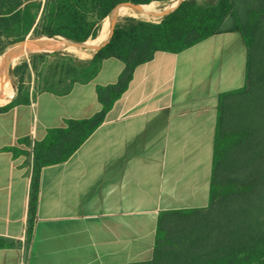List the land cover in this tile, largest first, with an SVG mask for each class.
<instances>
[{
  "label": "crops",
  "instance_id": "0c3cea01",
  "mask_svg": "<svg viewBox=\"0 0 264 264\" xmlns=\"http://www.w3.org/2000/svg\"><path fill=\"white\" fill-rule=\"evenodd\" d=\"M237 34L178 54L159 52L136 69L78 151L42 170L29 245L34 143L69 120L100 112L97 88L116 84L125 65L61 52L25 61L29 103L0 114V237L19 243L0 250V264L147 262L163 212L207 207L220 97L246 83L248 51ZM15 90L12 84L0 106L17 97L11 100Z\"/></svg>",
  "mask_w": 264,
  "mask_h": 264
},
{
  "label": "trees",
  "instance_id": "16d2710c",
  "mask_svg": "<svg viewBox=\"0 0 264 264\" xmlns=\"http://www.w3.org/2000/svg\"><path fill=\"white\" fill-rule=\"evenodd\" d=\"M169 1L0 0V55L33 34L75 43L94 40L117 6ZM235 32L248 51L246 83L220 97L209 205L163 212L152 260L128 264H264V0H185L158 23L131 16L119 19L112 38L92 60L99 64L115 58L125 65L116 84L97 88L101 111L50 129L43 141L34 143L28 245L34 236L42 170L78 151L128 90L136 69L159 52L178 54ZM21 68L25 72L28 64L15 68L17 97L0 107V114L29 103ZM9 151L21 153L17 148ZM17 246L0 237V250Z\"/></svg>",
  "mask_w": 264,
  "mask_h": 264
},
{
  "label": "bare ground",
  "instance_id": "6f19581e",
  "mask_svg": "<svg viewBox=\"0 0 264 264\" xmlns=\"http://www.w3.org/2000/svg\"><path fill=\"white\" fill-rule=\"evenodd\" d=\"M154 4L155 3L146 5L144 7V12H137L130 8H122L119 11V17L122 18L129 16L135 18L152 17L153 15L151 13L156 12V9L154 8ZM176 4L177 2H175L171 7L176 6ZM109 26L110 23L108 22L107 19H105L102 25V31L99 37L96 39V42L101 44L107 38L109 33ZM56 46L66 47L72 53H78L79 51V49H77L76 47L66 46L64 41H61L58 38L50 39V40L45 38H39L38 40L27 42L22 47L16 46L7 52L3 64L0 65V89L2 92V95L0 96V105L5 104L8 100L9 95L7 94L13 84L10 76V67L17 60V58L26 57L36 52H45L48 50H53L54 47Z\"/></svg>",
  "mask_w": 264,
  "mask_h": 264
},
{
  "label": "water",
  "instance_id": "95a60500",
  "mask_svg": "<svg viewBox=\"0 0 264 264\" xmlns=\"http://www.w3.org/2000/svg\"><path fill=\"white\" fill-rule=\"evenodd\" d=\"M185 0H177V4L176 6H173L171 8H168V9H165L164 11H161V12H154V13H151L153 16H159V17H166L167 15L171 14L173 11H175V9ZM146 5H136V4H133V3H125V4H121L119 6H117L115 8V10L111 13V15L109 17H107L109 20H110V26H109V33H108V36L107 38L100 44V45H89L88 41L87 42H84V43H75V42H72V41H69L63 37H60V36H56V37H53V36H47V37H39V38H45V39H60L61 41H64L65 45L66 46H73V47H76V48H79V49H82V48H91V49H94L96 50L97 52L100 51L109 41L110 39L112 38L113 36V33H114V30H115V27L119 21V11L122 9V8H130V9H133L137 12H144V7ZM102 31V29H101ZM100 31V33H101ZM100 35V34H99ZM99 37V36H98ZM97 37V38H98ZM39 38L37 39H34V40H38ZM96 38V39H97ZM95 40V39H94ZM33 40H31L32 42ZM27 42H30V41H24L20 44H18V46L22 47L24 44H26ZM10 76H11V79H13L14 77V74H13V66L11 67L10 69ZM16 84V83H15ZM18 92V88L16 87V90H15V94L14 96L11 98V100L15 97V95L17 94Z\"/></svg>",
  "mask_w": 264,
  "mask_h": 264
},
{
  "label": "rangeland",
  "instance_id": "374dc122",
  "mask_svg": "<svg viewBox=\"0 0 264 264\" xmlns=\"http://www.w3.org/2000/svg\"><path fill=\"white\" fill-rule=\"evenodd\" d=\"M40 1H44V0H40ZM199 1H202V0H199ZM175 2H177V0H171V1L166 2V3H155V4H154V8L156 9V12H161V11H164L165 9L171 8V6H172ZM119 19H123V18L120 17ZM138 19L158 23V22H160V21L163 19V17L152 16V17L138 18ZM107 20H108V22L110 23V20H109L108 18H107ZM240 35H241V34H237V36H240ZM241 36H242V35H241ZM39 37H40V36H36L35 34H33V35H30V36L26 39V41H31V40L37 39V38H39ZM26 41H25V42H26ZM15 46H18V44H17V45H14V46H10V47H8V48L5 50V52H4L2 55H0V65L3 64L4 59H5L6 55H7V52H8V50H9V48H11V47H15ZM51 52H61V53H65V54L74 55V56H77V57L82 56V57H85V58H86V57L89 58V57H91V56H93L94 54L97 53L96 50L91 49V48H88V47H87V48L79 49L78 53H72V52H70L69 49L66 48V47L56 46V47H54L53 50H48V51H45V52H37V53H33V54L29 55V56L22 57V58H21L20 60H18V61L16 62V64H14V66H13V74H14V77H13V79H11V80H12L14 86H15V89H16V87L18 88V78H17L16 75H15V68L18 67V66H21L22 63H24L25 61H27L28 59H30V58H31L32 56H34V55H38V54H42V53H51ZM10 68H11V67H10ZM22 72H24V71H23V69L21 68V69H20V73H22ZM24 73H25V72H24ZM22 74H23V73H22ZM15 83H16V84H15ZM14 94H15V93H14ZM1 95H2V92H1V89H0V96H1ZM9 103H10V102H8L7 104H9ZM7 104H6V105H7ZM4 106H5V105H4ZM0 107H2V106H0Z\"/></svg>",
  "mask_w": 264,
  "mask_h": 264
}]
</instances>
